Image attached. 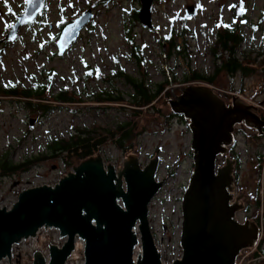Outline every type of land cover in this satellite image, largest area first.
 <instances>
[{
	"label": "rangeland",
	"instance_id": "rangeland-1",
	"mask_svg": "<svg viewBox=\"0 0 264 264\" xmlns=\"http://www.w3.org/2000/svg\"><path fill=\"white\" fill-rule=\"evenodd\" d=\"M45 3L39 23L23 27L14 39L0 48V88L14 85L24 89L34 83L47 82V70H53L49 95L67 84L75 93H82V101L64 103L41 116L39 111L18 104V97L0 93V160L5 156L12 162L35 159L27 171L0 172V207L10 208L19 192L26 188L54 185L80 162L74 154L65 155V158L62 154L52 156L47 148L52 138L69 137L78 128L94 129L104 134V129L115 122L123 118L133 119L131 112L126 114V110L118 109L123 107L121 103L92 98L93 94L106 89H114L126 96L132 92L124 78L115 77L110 82L104 80L117 68V61L118 66L132 76L141 78L144 73L149 84L155 85L166 78L169 82L155 103L143 107L139 117L134 118L137 133L131 143L127 142L129 147L122 149L107 139L91 155L100 153L104 164L111 163L115 167H121L129 154L137 155L141 165L158 156L156 175L164 178V184L148 205L149 223L158 245L166 249V253L179 250L176 255L181 258V246L175 241L174 233L181 232V195L193 168L191 132L186 120L168 115L172 110L165 99L179 94L186 84H207L200 80H185V77L192 71L206 75L212 73L214 59L211 49L224 24L238 23V30L244 37L240 50L248 52L249 59L260 51L264 53V0H153L152 28L142 25L138 16L133 14V9L140 7V0H46ZM189 4L195 6L194 14L185 13V6ZM238 6L244 11L240 8L236 11ZM9 7L15 12L18 9L11 0L8 6L0 8V34L4 24L11 19ZM87 8L92 9L91 20L71 46L64 53H59L51 38L57 30V23L74 18ZM170 30L176 35L178 45L173 51L169 50L167 43L162 44ZM178 33L180 36L177 37ZM127 35L133 37L142 49L145 59L140 64L131 58ZM263 58L264 55L260 56L252 71L244 76L221 71L208 85L225 101L231 102V96H238L244 103L256 105L257 113L262 116L264 66L260 62ZM90 68L96 69V73L85 77L86 70ZM49 95L48 102H51ZM126 103L124 105L130 106ZM157 108H160L158 112ZM30 119H33L32 123ZM255 133L253 129H244V126H239L236 132L235 149L240 165L235 192L241 193L245 204L249 203L246 212L238 213L241 221L245 215L255 217L264 225V137L258 138ZM256 197L259 198L257 206ZM63 241L57 229H40L36 236L13 247L11 264H32L36 250H40L48 260L49 243L61 245ZM75 242V249L66 264L83 263V241L76 238ZM138 252L139 244L134 256ZM164 259L166 261L167 257ZM262 259L256 264H264V251ZM0 264H9V261L4 258Z\"/></svg>",
	"mask_w": 264,
	"mask_h": 264
},
{
	"label": "water",
	"instance_id": "water-1",
	"mask_svg": "<svg viewBox=\"0 0 264 264\" xmlns=\"http://www.w3.org/2000/svg\"><path fill=\"white\" fill-rule=\"evenodd\" d=\"M152 1L140 0L138 10L140 23L148 28L153 27ZM44 4L45 0L26 2L6 37L13 38ZM185 13L194 14L195 6L186 5ZM92 16L87 8L63 26L56 42L59 53L69 48ZM231 98L225 103L208 84L190 83L165 99L172 112L187 121L193 161L181 198L182 254L170 264H234L239 251L257 241V222L237 218L243 203L231 202L235 159L225 156L221 165L216 162L233 143L236 123L244 122L262 135L264 118L256 105ZM158 165L156 155L141 165L137 155L129 154L121 167H115L104 164L97 153L74 165L54 185L22 190L10 208L0 207V260L11 264L14 245L49 227L64 241L49 243L48 260L40 250L34 251L32 264H65L76 238L83 241L82 264H162L148 217V204L164 183V178L157 179ZM138 244L140 252L134 256Z\"/></svg>",
	"mask_w": 264,
	"mask_h": 264
},
{
	"label": "trees",
	"instance_id": "trees-1",
	"mask_svg": "<svg viewBox=\"0 0 264 264\" xmlns=\"http://www.w3.org/2000/svg\"><path fill=\"white\" fill-rule=\"evenodd\" d=\"M236 8V9H235ZM234 9L236 11L237 8L243 10V7L238 6ZM139 8L133 9V14L136 17L138 16ZM238 23L222 25V28L219 29L215 41V45L211 49L212 57L214 59V70L211 74L206 75L204 73H200L197 71H192V74L185 77V80H200L206 82L207 84H212L215 75L221 71L225 72L229 75H234L235 73H240L242 76L250 73L254 68L255 62H258L260 56L264 55L262 51L257 53V56H252L249 59V53L240 50V47L244 45V37L242 35V31L238 29ZM180 36V33L177 34V37ZM127 39L130 43V47L132 50V57L137 63H141L145 57L143 56V52L141 51V47L137 44L133 37L127 35ZM165 42L162 41V44L167 43L169 46V50L173 51L178 48L176 44V35L173 34L172 30L165 34L164 36ZM252 52V50H250ZM258 57V58H256ZM262 66H264V58L260 62ZM116 66L114 70H112L111 75L104 78V80L110 82L113 78H124L125 81L131 86L132 92H130L127 96L122 92H115L114 89L111 90H102L100 93H95L92 95V98L97 101H106V102H116L121 103L123 107H119L118 109L126 110V114L131 112L133 116L130 118H123L110 125L108 128L104 129L103 132H96V130L91 129H83L78 128L73 133H70L69 137H55L49 141L47 148L52 156L64 155H75L81 160L87 158L95 150H98V147L104 143L107 139H111L114 143L120 148H127L130 146L131 141L136 137V123L134 121L135 117H139L142 113L143 107H150L153 105L158 98L159 94L164 90L165 84L169 82V79H165L163 82H159L157 84H149L145 79V74H142L141 78H137L126 73L123 68L118 66L116 61ZM96 69L90 68L86 70L85 77L89 74L96 73ZM53 70L48 73L47 82H38L34 83L31 87L18 89L16 86H6L4 88H0V93L5 96H16L18 98V104H22L27 106L31 110H37L40 112L41 116L47 115L53 110L58 109L64 103H73L82 101V93H75L71 89V85L64 84L59 86L58 90L49 95V88L53 83V79L51 78V73ZM49 95L51 97V102H48ZM91 97V95H88ZM94 96V97H93ZM128 97V98H127ZM35 99V100H32ZM59 102V104L57 103ZM128 103L130 106L124 105V103ZM126 103V104H127ZM102 108H106V106H101ZM127 107V108H126ZM155 106H152V108ZM160 108H157V112ZM169 116H178L185 120V118L181 114H175L170 111ZM264 118V114H262ZM187 122V121H186ZM259 138L258 134H254ZM127 142H130L127 144ZM238 160V167L240 165V158L237 153L235 154ZM34 158H26L20 162H12L8 157H4L0 160V172L2 174H11L18 170L27 171L31 165L34 163ZM238 167H236L235 173L236 178L238 176ZM255 204H259V198L256 197ZM249 209V203L246 206ZM257 216V215H256ZM255 218V217H254ZM258 253V252H256Z\"/></svg>",
	"mask_w": 264,
	"mask_h": 264
},
{
	"label": "flooded vegetation",
	"instance_id": "flooded-vegetation-1",
	"mask_svg": "<svg viewBox=\"0 0 264 264\" xmlns=\"http://www.w3.org/2000/svg\"><path fill=\"white\" fill-rule=\"evenodd\" d=\"M11 1H12V3H16V4H17L18 9H17V11L15 12V11L12 10L11 7L8 8V11L11 13V19L8 20V21L4 24L3 30H2V32H1V34H0V48L6 46V44H7L8 41L14 39V38L18 35V33L20 32V30H21L23 27H25V26H29V27H30L31 25H33V24H35V23H39V17H40V15L43 14L44 9H45V4H46V3L44 4L43 9H42L41 11H39L31 21H27V22L23 23V24L20 26L19 30H18L17 33L15 34L16 36H14L13 38L9 39V38L6 37L7 32L10 30L11 26L13 25V23L17 20L18 15L21 14V13L24 11L25 6H26V0H11ZM45 2H46V0H45ZM3 5H7V6H8V5H9V0H0V8H2ZM80 13H81V12H80ZM80 13H79V14H80ZM79 14H77V15H79ZM77 15H76V16H77ZM76 16H75V17H76ZM75 17H74V18H75ZM74 18H68V19H66V20H63L62 22H58V23H57V26H56V27H57V30H56V32H54V33L51 35V38L53 39V41H54L55 43H56L57 40H58L59 34H60V32H61L63 26H64L67 22H70L71 20H73ZM51 26H52V25L50 24V27H51ZM0 50H1V49H0ZM224 101H225V100H224ZM225 103H230V102L225 101ZM259 115L261 116V114H259ZM261 117H262V116H261ZM262 118H263V117H262ZM186 123H187V122H186ZM239 126H241V127L244 126V129H245V128L253 129V130L256 132L255 134H257V130H256L255 128L246 125L244 122L236 123V124L234 125V130H233V134H234V140H233V143L230 144V145H228V150H227V152H226L225 154L220 155V156L217 157V162H216V163H217V165H221V164L224 162V157H225V156H229L230 158L235 159L234 167H233V175H234V182H233V185H234V189H233V198H232L231 202L237 201L238 203H243V208H242L241 210H239V211L236 213V217L241 219V217L238 216V213H240V212H242V211H243V212H246V211H245V208H246L247 204H245V203L243 202V200H242V198H243L242 195L237 199V196L239 195V193L236 194V192H235V187H236V185H237V183H236L237 178H236L235 170H236V167H238V160H237V158H236V156H235V154L237 155V151H236L235 148H236V145H237L236 132L238 131ZM262 137H264V134L259 135V138H262ZM221 158H222V160H221ZM240 194H241V193H240ZM242 218H243V219L249 218V219L255 221L254 218H250V217H247V216H245V215H244Z\"/></svg>",
	"mask_w": 264,
	"mask_h": 264
},
{
	"label": "built area",
	"instance_id": "built-area-1",
	"mask_svg": "<svg viewBox=\"0 0 264 264\" xmlns=\"http://www.w3.org/2000/svg\"><path fill=\"white\" fill-rule=\"evenodd\" d=\"M157 179L160 180L162 178L157 177ZM182 195H183V193H182ZM182 195H181V198H182ZM148 217H149V214H148ZM256 222H257L258 228H259L257 241L255 242V244L253 246L242 248L239 251V253L237 254L234 264H251V263L256 264L257 262L263 260L262 259V252L264 251V225H263L262 221L256 220ZM149 225H150V223H149ZM150 228H151V225H150ZM40 229H43V228H40ZM40 229L37 231V234L40 231ZM180 230H181V227H180ZM151 231H152V234L154 237V232H153L152 228H151ZM174 234L176 235L175 241H178V243L180 245V233H174ZM31 238H33V237H31ZM154 241H155V237H154ZM155 244L157 246V249L161 253V261L163 264H170L176 258L180 257V256L177 257V255H176L179 252V250H176L174 252L169 250L166 253V249H164L163 247L158 245V243L156 241H155ZM175 247H176V245H175ZM256 252H258V253H256ZM13 254H14V251H12V257H13ZM165 256L167 257L166 261L164 259Z\"/></svg>",
	"mask_w": 264,
	"mask_h": 264
},
{
	"label": "snow or ice",
	"instance_id": "snow-or-ice-1",
	"mask_svg": "<svg viewBox=\"0 0 264 264\" xmlns=\"http://www.w3.org/2000/svg\"><path fill=\"white\" fill-rule=\"evenodd\" d=\"M26 2H30V0H26Z\"/></svg>",
	"mask_w": 264,
	"mask_h": 264
}]
</instances>
